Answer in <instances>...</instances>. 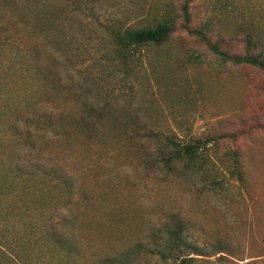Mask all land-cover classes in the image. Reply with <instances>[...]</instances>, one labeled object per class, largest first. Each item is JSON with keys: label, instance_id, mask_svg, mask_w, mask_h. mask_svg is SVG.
<instances>
[{"label": "rangeland", "instance_id": "obj_1", "mask_svg": "<svg viewBox=\"0 0 264 264\" xmlns=\"http://www.w3.org/2000/svg\"><path fill=\"white\" fill-rule=\"evenodd\" d=\"M185 1L0 0V264H178L162 256L176 223L227 251L197 264H264V72L199 45ZM189 10L222 48L250 34L264 56V0ZM167 14L169 42L124 61L113 30ZM205 136L209 170L166 165Z\"/></svg>", "mask_w": 264, "mask_h": 264}, {"label": "trees", "instance_id": "obj_2", "mask_svg": "<svg viewBox=\"0 0 264 264\" xmlns=\"http://www.w3.org/2000/svg\"><path fill=\"white\" fill-rule=\"evenodd\" d=\"M191 0H186L183 3V14L185 19V26L191 35L195 36L199 45H203L206 49L217 57L219 62L223 65H247L260 69L264 72V56L263 54H255L252 52L254 46L253 37L247 34L245 40L247 45V50L244 53H235L227 49L222 48L221 43L218 40H213L211 35H209L207 26L202 27H191L189 25L191 13L189 10V2ZM176 18L173 15L167 14L165 18L158 21L155 24H145V25H127L122 26L113 30V41L118 48L122 59L125 61L128 58L135 57L140 50L161 48L171 39L172 32L175 28ZM184 54H186V60L190 62H202V53L196 49L192 50L184 49ZM140 57V56H138ZM218 140L213 137H192L189 141L184 143L181 147H175L170 150V157L166 161L168 167L175 166L177 162L184 161L187 167H191L194 161L200 160L201 170H209L210 162L207 159L206 150L217 148ZM211 147V148H210ZM232 156L234 158L235 164L232 168V172L241 179V173L238 167L237 151H232ZM224 181L222 178H215L210 182V188L217 191L224 188ZM183 226L181 223H176L172 229L168 230V238L165 243V247L162 250V256L164 258H174L178 261V264H197L201 259H205L203 256L216 255L219 253H227L224 251L220 242L214 246V249L207 251L206 247L196 246L190 241L186 240L182 236ZM221 245V247L219 246ZM228 247V246H226ZM221 248V249H220ZM229 248V247H228ZM181 250V253L180 252ZM227 250V248H226ZM220 256H226L225 254ZM200 256V258H199Z\"/></svg>", "mask_w": 264, "mask_h": 264}]
</instances>
